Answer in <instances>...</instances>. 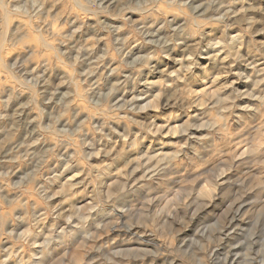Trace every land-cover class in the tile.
Returning <instances> with one entry per match:
<instances>
[{"label":"clouds","instance_id":"9594fccd","mask_svg":"<svg viewBox=\"0 0 264 264\" xmlns=\"http://www.w3.org/2000/svg\"><path fill=\"white\" fill-rule=\"evenodd\" d=\"M0 264H264V0H0Z\"/></svg>","mask_w":264,"mask_h":264}]
</instances>
